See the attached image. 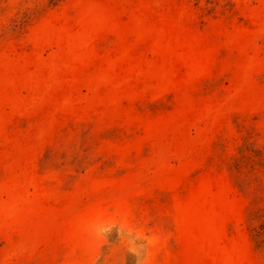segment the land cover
<instances>
[{
	"label": "rangeland",
	"instance_id": "374dc122",
	"mask_svg": "<svg viewBox=\"0 0 264 264\" xmlns=\"http://www.w3.org/2000/svg\"><path fill=\"white\" fill-rule=\"evenodd\" d=\"M0 264H264V0H0Z\"/></svg>",
	"mask_w": 264,
	"mask_h": 264
}]
</instances>
